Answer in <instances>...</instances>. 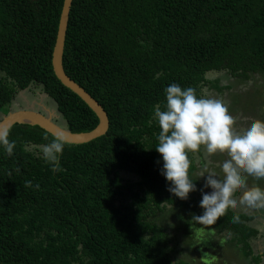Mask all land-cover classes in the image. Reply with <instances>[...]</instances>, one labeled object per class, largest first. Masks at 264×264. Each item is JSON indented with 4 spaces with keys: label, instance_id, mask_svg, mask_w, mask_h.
I'll list each match as a JSON object with an SVG mask.
<instances>
[{
    "label": "trees",
    "instance_id": "obj_1",
    "mask_svg": "<svg viewBox=\"0 0 264 264\" xmlns=\"http://www.w3.org/2000/svg\"><path fill=\"white\" fill-rule=\"evenodd\" d=\"M63 1L0 0V113L35 83L65 128L89 133L98 118L52 69ZM62 65L102 106L109 128L87 144L66 143L60 172L27 149L53 136L37 126L10 129L13 156L0 146V264H172L169 230L180 226L184 247H193L176 264H260L250 246L254 216L229 209L193 230L192 215L203 214L199 153H189L197 190L181 200L161 175L154 108L163 109L172 83L199 96L206 86L222 93L264 79V0H73ZM209 72L221 76L209 81Z\"/></svg>",
    "mask_w": 264,
    "mask_h": 264
},
{
    "label": "clouds",
    "instance_id": "obj_2",
    "mask_svg": "<svg viewBox=\"0 0 264 264\" xmlns=\"http://www.w3.org/2000/svg\"><path fill=\"white\" fill-rule=\"evenodd\" d=\"M32 85L19 91L13 99L11 106L14 103V107L18 108L15 111L22 110L16 105V98ZM35 85L43 90L41 85ZM164 94L166 102L163 109L160 104L154 108V119L160 129L156 135L158 143L155 149L162 156L161 175L169 182L167 190L170 193L187 200L189 194L197 190L189 176V153H200L203 149L207 156L221 153L228 157L219 165L220 173L205 168L199 174V178L207 174L204 189L211 188L212 191L205 193L204 189H200L202 199L199 206L203 214L192 215L189 223L193 230L196 224L215 225L230 208L240 206L264 212V188L255 183L249 186L247 182L249 177L256 181L264 180V120L251 118L246 128L237 131L236 117L230 114L222 99L209 94L198 96L195 88H182L177 83L167 86ZM27 110L41 113L35 109ZM46 111L41 114L47 115L49 112ZM260 112L264 113V108ZM10 131L9 128H0V146H3L9 157L13 156L16 147V142L8 138ZM66 143L65 136L57 134L49 143L38 146L39 154L46 164L51 165L53 172L63 171L59 158ZM32 186L31 181H25V188ZM35 188L39 190L40 185L37 183ZM240 190L242 192L237 198L235 194ZM239 222V215H234L231 223Z\"/></svg>",
    "mask_w": 264,
    "mask_h": 264
},
{
    "label": "rangeland",
    "instance_id": "obj_3",
    "mask_svg": "<svg viewBox=\"0 0 264 264\" xmlns=\"http://www.w3.org/2000/svg\"><path fill=\"white\" fill-rule=\"evenodd\" d=\"M221 74L217 73V72H209L206 74V79L209 81L215 80L216 78L220 77ZM256 78V79H254ZM259 76H255L253 77V82L251 81L250 83H244V84H238L239 86H235V88L232 91H228V90H224L222 93L219 92H215L213 90H211L208 86L203 88L202 91V95L204 94H209L213 97L222 99L224 101V103L228 106L229 108V112L230 114H232L233 116L236 117V124H235V129L237 131H242L244 128H246L250 123H251V118H256V119H260L256 113L253 114V112H251L249 109L252 106V104L248 101L249 99H251V97H249L248 91L249 88L250 90H252V88L254 89L257 88L258 89V93L262 92L263 94V99L259 102V105L264 108V86L263 85H257V83L259 82ZM257 82H254L256 81ZM228 83V81H222V84ZM247 92V93H246ZM251 91H249L250 93ZM257 93V94H258ZM46 94L44 93V91L41 90V87H39L38 85H32L28 90H26L25 92H21L19 94V96L16 98L15 103L18 107H20L22 110L24 108L26 109H35L37 106V109L39 107V111L43 114H45V111L47 113L48 112H52V115L56 116V123H58L60 126L65 128V123L64 121L61 119V116L59 115V113L56 110V106L54 104V102L50 99V98H46ZM233 97V99H232ZM235 97L241 98L244 102V107H243V103H241V101L237 102L235 100ZM247 97V98H245ZM230 99V100H229ZM13 107V108H12ZM18 108L14 107V103L12 104L9 112H14L15 110H17ZM45 109V111H44ZM36 110V109H35ZM52 110V111H51ZM259 113V112H257ZM4 115H2V113H0V121L2 120ZM264 116V113H263ZM261 120V119H260ZM262 120H264V117L262 118ZM27 149H29V151H33L35 154H39L38 151V147H27ZM228 157L226 156V154H221V153H216L215 155L212 156H207L204 152L203 149L201 150V152L199 154L194 155V159H195V165H196V175L197 178L199 179V181L201 182V186L202 189H204V183L206 180V175L205 177H201L199 178V174L200 172H202L205 168L209 169V170H214L217 173H220V167L219 165ZM123 176L126 179H131L134 180L133 176L128 177V175H124ZM254 179L249 177L248 178V185L250 186L251 182ZM255 182L256 181L254 180ZM264 188V183L262 185ZM212 191L211 188H207L204 189L205 193H210ZM242 190L238 191L235 196L238 198L239 195L241 194ZM232 211L239 213V214H245L248 216H254V220L249 222L248 225L250 227L253 228H264V212H260L257 210H253V209H247L244 207H240L238 206L235 209L230 208ZM185 218H187V215L185 216ZM196 227V225H195ZM197 227H200L201 229H204L205 227L202 225L197 224ZM181 229V226H180ZM176 230V231H172L169 230V234H171V237L174 236L175 242L173 243L174 248L176 249V253L173 254L172 256V264H176V261L183 257V256H187L189 251H191L193 244H190L187 247H184V243H183V237L181 235V231ZM197 230V229H195ZM192 232V231H191ZM194 232V231H193ZM217 239H220V236L216 237Z\"/></svg>",
    "mask_w": 264,
    "mask_h": 264
},
{
    "label": "water",
    "instance_id": "obj_4",
    "mask_svg": "<svg viewBox=\"0 0 264 264\" xmlns=\"http://www.w3.org/2000/svg\"><path fill=\"white\" fill-rule=\"evenodd\" d=\"M73 0H64L60 14L56 42L52 54V69L59 82L77 95L98 118V125L89 133H72L67 128L55 122L56 116L49 112L43 115L33 110H18L8 112L0 121V128L11 129L14 125L37 126L55 137L57 134L65 136L67 144L82 145L87 144L97 138L104 136L109 128V119L99 103L93 99L81 86L67 76L62 65L63 51L65 45L66 32L69 21V14Z\"/></svg>",
    "mask_w": 264,
    "mask_h": 264
},
{
    "label": "flooded vegetation",
    "instance_id": "obj_5",
    "mask_svg": "<svg viewBox=\"0 0 264 264\" xmlns=\"http://www.w3.org/2000/svg\"><path fill=\"white\" fill-rule=\"evenodd\" d=\"M252 80H249V81H247L248 83H250ZM246 82V83H247ZM253 82V81H252ZM254 82H257V80L256 81H254ZM257 85H258V87H259V85H263L264 86V79L263 78H259V82L257 83ZM235 87H232V89L231 90H228V91H232L233 89H234ZM249 91H251L250 93H249ZM249 91H248V94H249V97H251V99H249L248 101L252 104V106L250 107V111L251 112H253V114L254 113H256V115L260 118V109L262 108L260 105H259V102L263 99L262 97H263V94H262V92H260V93H258V89L257 88H255L254 87V89L252 88V90H250V88H249ZM247 93V92H246ZM258 93V94H257ZM245 98H247V97H245ZM232 99H233V97H232ZM248 99V98H247ZM230 100V99H229ZM235 100L237 101V102H239V101H241V103H243V107H244V102L246 101H243L241 98H238V97H235ZM37 111H39V108L37 109V106H36V108H35ZM40 112V111H39ZM257 112H259V113H257ZM261 119V118H260Z\"/></svg>",
    "mask_w": 264,
    "mask_h": 264
},
{
    "label": "crops",
    "instance_id": "obj_6",
    "mask_svg": "<svg viewBox=\"0 0 264 264\" xmlns=\"http://www.w3.org/2000/svg\"><path fill=\"white\" fill-rule=\"evenodd\" d=\"M255 229L258 231V235L250 240V246L254 256L261 258L260 264H264V228Z\"/></svg>",
    "mask_w": 264,
    "mask_h": 264
}]
</instances>
